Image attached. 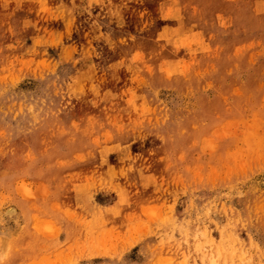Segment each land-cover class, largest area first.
I'll use <instances>...</instances> for the list:
<instances>
[{"label": "rangeland", "instance_id": "obj_1", "mask_svg": "<svg viewBox=\"0 0 264 264\" xmlns=\"http://www.w3.org/2000/svg\"><path fill=\"white\" fill-rule=\"evenodd\" d=\"M0 264H264V0H0Z\"/></svg>", "mask_w": 264, "mask_h": 264}, {"label": "bare ground", "instance_id": "obj_2", "mask_svg": "<svg viewBox=\"0 0 264 264\" xmlns=\"http://www.w3.org/2000/svg\"><path fill=\"white\" fill-rule=\"evenodd\" d=\"M9 207H10V206H9ZM11 208H13V207H11ZM11 208H10V209H11ZM12 211H13V210L11 209V210H9V211L7 210L6 212H10V214H11ZM13 213H14V211H13Z\"/></svg>", "mask_w": 264, "mask_h": 264}]
</instances>
